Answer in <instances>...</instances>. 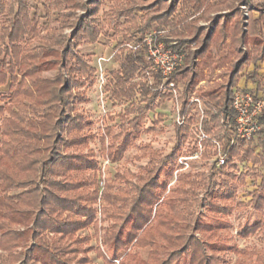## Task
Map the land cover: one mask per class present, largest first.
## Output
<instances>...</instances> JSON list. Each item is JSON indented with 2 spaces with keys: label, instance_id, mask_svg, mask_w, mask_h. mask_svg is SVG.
Returning <instances> with one entry per match:
<instances>
[{
  "label": "trees",
  "instance_id": "obj_1",
  "mask_svg": "<svg viewBox=\"0 0 264 264\" xmlns=\"http://www.w3.org/2000/svg\"><path fill=\"white\" fill-rule=\"evenodd\" d=\"M149 1L152 4L144 8ZM62 2L72 8L66 13L65 25L72 28L69 36L73 39L93 42L105 25L121 36L114 44L115 66L107 71L104 85L106 100L121 106L116 112L117 128L105 125L100 135L103 147L104 137L110 138L106 149L111 162L118 161L140 135L144 114L155 115L153 127L163 119L156 109L169 94L159 90V73L150 69L144 46L133 50L124 45L140 41L153 21L158 29L169 26V35L163 38L166 46L184 55L182 64L169 76L176 80L179 75L183 80L180 99L186 118L182 125L174 123L176 141L181 144L191 138L192 150L196 126L201 123L210 138L203 142L202 157L211 156V139H216L227 158L222 165L213 161L207 175L197 173L192 180L189 174L177 178L179 184L161 198L177 149L161 159L152 151L135 180L131 171L116 172L115 179L125 186L104 183L99 196L95 175L88 172L96 167L92 151H68L85 146L82 130L92 122L82 113L64 115L74 105L72 89L84 85L81 78L94 83L93 64L81 55L69 62L71 50L54 47L69 36L40 23L25 0H0V85L9 89L8 96L2 97L7 104L0 105V264H93L87 256L93 248L83 246L88 237L77 233L96 225L94 205L98 198L105 223L100 241L110 256L95 250L106 264L122 253L119 264H225L220 255L222 240L216 234L218 226L202 222L191 209L206 206L211 219L225 222L238 184L244 185L250 175L259 179L250 192V209L264 216V110L258 116L261 126L255 137L234 138L230 145L235 128L233 90L242 70L264 56V0H182L184 14L175 12L179 0L164 12L160 11L161 0H113V13L106 21L96 16L102 0H89L80 17H75L74 10L82 5L81 0H51L49 5ZM241 5H250L247 16ZM139 6L156 10L137 25L133 11ZM199 11L205 17L215 12L210 31L190 21ZM171 39L177 43L171 45ZM34 41L38 42L35 46ZM55 67L56 76H43ZM217 69L219 86L200 88L207 74ZM247 76L260 84L255 72ZM197 86L202 113L196 103L183 101ZM76 99L84 101L85 96L80 92ZM163 169L167 178L160 180ZM222 175L225 178L214 180ZM195 186L205 188V197L196 196ZM240 227L241 237L257 232L264 238V219ZM145 248L147 255L142 258L139 250ZM232 248L234 264H264L263 251L235 244Z\"/></svg>",
  "mask_w": 264,
  "mask_h": 264
},
{
  "label": "rangeland",
  "instance_id": "obj_2",
  "mask_svg": "<svg viewBox=\"0 0 264 264\" xmlns=\"http://www.w3.org/2000/svg\"><path fill=\"white\" fill-rule=\"evenodd\" d=\"M27 5L30 7L31 14L36 13L40 18V23H46L52 29L56 31L57 34L61 33L65 36H69L72 28L70 26H66L67 18L66 13L72 8L66 5L65 2H62L59 6H55L52 4L51 0H25ZM89 0H81L82 5L74 10L75 17H80L86 12V4ZM163 1V7L160 10L164 12L167 8L173 6L174 0H161ZM178 1V0H177ZM182 0L176 2L175 12L182 13ZM214 2V1H211ZM149 4H152L151 1L144 3V8ZM54 5V6H53ZM243 9V8H242ZM156 10L155 8H146L142 9V7H137L133 14L135 16V20L137 25L142 23V21L146 20V17L149 15L150 11ZM227 10H223L225 12ZM113 13V0H102V3L99 6L98 12L96 16L100 18V20H108ZM244 13V9H243ZM253 14V13H252ZM215 16V12H209L205 17L202 11L194 13L192 17H190V21L194 20L197 26H204L206 23L211 24V19ZM74 19V18H73ZM124 19H121L122 22ZM210 22V23H209ZM158 24L153 21L148 25V30L151 28H157ZM120 28V27H117ZM166 29H170L169 26L164 27ZM106 32V33H103ZM44 34V31L43 33ZM114 30L110 29L107 25H105L104 30L100 35H98L97 39L93 42H88L86 39L76 40L69 36L68 40H64L60 45L54 46L59 51L64 48H69L71 51L67 55V60L69 62L74 63L76 60V56H84V58L88 61V64L92 65L94 59L98 55H109L114 51V44L117 40L121 39V36L114 35ZM38 44L37 41L33 42L35 46ZM192 45V44H191ZM194 45V44H193ZM250 46H248L249 48ZM232 58L235 56L233 54ZM115 66V62L111 65L110 69ZM229 67V64L226 65ZM109 69V70H110ZM247 69V68H246ZM244 70V69H243ZM242 70V72H243ZM220 69L215 70L212 74H207L205 81L200 85V88L210 89L214 87H218L221 83L220 77H218V72ZM64 70H61L63 73L64 79H67V75L64 74ZM249 71L245 70L244 74H247ZM58 74V69L55 67L47 72L43 73V76L46 77H54ZM18 78H20L18 76ZM82 81H84V85L79 87L75 86L72 89V95L74 99V105L72 109H67L64 112L65 116H73L75 113H82L87 120H90L92 123L88 126H85L82 130V134L86 138L85 146L79 147V149L69 148L68 151H80L83 153H87L92 151V157L96 161V167L92 169L91 172L95 175L96 185L98 187L99 196L102 191V188L106 183L114 182L115 187H124L125 183L120 179H115L116 172L123 173L125 171H131L134 174L132 180H135L136 176L141 173V167L147 165L150 159V153L152 151H156L159 159L166 156L173 150L175 147L177 149V156L180 154H185L186 149L189 150L191 146V138L187 137L184 141L179 144L175 138V130H174V107L170 98L166 99L157 109L156 112H161L163 114V119L153 127V120L155 119V115L151 112L144 114L142 117V132L138 135L135 140L129 145V147L124 151L122 157L116 161L111 162L110 157L107 155V144L110 143V138L104 137L105 147L102 146V141L100 139V135L102 134V129L105 125H111L116 130V126L118 123V119L116 116V112L121 108V106H113L108 102L104 96V109L106 111L105 115H103V108L101 107V103L98 99V92L95 83L92 85L89 84L88 78L82 77ZM177 79L180 83V86L183 85V80L180 76H177ZM82 92L85 96L84 101H78L76 98L78 94ZM9 89L8 86L0 85V105L7 104V100H2V97L8 96ZM111 115L112 119H108V113ZM1 120V116H0ZM59 134H61L59 132ZM65 136V134H63ZM189 142V147L186 148V143ZM67 151V150H66ZM176 156V158H177ZM176 158L173 163L171 175L168 177V184L166 186L165 191L163 192L161 198L169 191V189H173L175 186L179 184L178 179L183 175H190V180L195 178L197 173H204L207 175L209 173L210 164L213 161H210L214 158V151L211 148V156L207 158L201 157L200 159L194 160L191 162V168L188 170H183L179 172L178 179L172 182V174L176 167ZM166 169L160 174V180L167 178ZM225 178L224 175L217 176L214 180H219V178ZM207 180V179H206ZM105 183V184H104ZM259 183V179L253 180L250 175L246 177V182L244 185L238 184L235 192V196L233 201H231L232 209L228 216H226L225 222L214 221L207 215L206 206H194L191 210L194 214L198 215L202 222H209L216 224L218 229L216 234L220 236L222 242L220 243L221 247V256L225 259V264H234L236 260V253L232 248V245L235 244L237 248H248L255 247L258 250L264 252V238L261 237L260 233H253L246 237L240 236V226L242 225H251L259 220H263L264 216L260 213L255 212L250 209V205L248 200L250 199V192L255 188V186ZM41 187V185H40ZM186 187V186H185ZM188 187V186H187ZM42 188V187H41ZM194 192L198 198L205 197V188L202 186H195ZM207 201V200H206ZM244 203V206H238V203ZM101 205L102 203L98 201L94 205L96 210L95 215V224L89 225L85 229L80 230L77 234L80 237L87 236L88 241L83 243V246L88 248L92 247L93 250L87 253L88 258L93 264H106L104 259L98 255L95 248H99L103 256H110L107 247L101 245L100 236L103 233L102 227L105 225L101 221ZM193 234V232H189L188 235ZM197 237H202L200 234H196ZM148 249H140V255L142 258H145L147 255ZM123 254V253H122ZM122 254L119 255L118 259H113L111 264H119V259L122 258Z\"/></svg>",
  "mask_w": 264,
  "mask_h": 264
},
{
  "label": "built area",
  "instance_id": "obj_3",
  "mask_svg": "<svg viewBox=\"0 0 264 264\" xmlns=\"http://www.w3.org/2000/svg\"><path fill=\"white\" fill-rule=\"evenodd\" d=\"M244 9V15L247 16V11L251 8L250 5H241ZM169 35V29L166 28H151L144 33L140 41L125 43L124 45L128 49H137L144 46L147 52L148 58L151 60L150 69L159 73V90L167 92L174 107V123L182 125L185 121V114L182 112V101L180 99L183 85L180 86L178 79H169V76L173 74L176 68L183 62V53L173 50L171 47L166 46L164 37ZM176 39H171L170 44L175 45ZM114 50L109 55H98L93 61L95 68L94 83L98 92V99L103 108V115L106 111L104 109V85L106 82V74L114 62ZM200 86V83L199 85ZM198 86L193 91H188L183 101L190 103H196L201 113L204 106L198 95ZM232 108L235 111V128L233 133V139L230 145L233 143L234 138H240L243 140H250L255 137L256 132L260 128L258 122V116L264 110V94L250 91L247 89L235 88L233 90L231 98ZM196 136L192 143L193 149L187 151L185 154H180L176 158V167L172 174V182L176 181L180 171L188 170L191 168V162L202 157L204 151V140L210 139L209 135L202 129L201 123L196 126ZM212 149L214 151V158L210 161H215L217 165L225 163L227 154L222 149L221 143L216 139H211ZM186 148L189 147V142L186 144Z\"/></svg>",
  "mask_w": 264,
  "mask_h": 264
},
{
  "label": "crops",
  "instance_id": "obj_4",
  "mask_svg": "<svg viewBox=\"0 0 264 264\" xmlns=\"http://www.w3.org/2000/svg\"><path fill=\"white\" fill-rule=\"evenodd\" d=\"M252 13L254 16H257L256 11L253 10ZM227 42H228V40H227ZM245 70L249 71L247 74L255 72L258 76V79L261 81L260 84L256 80H254V78L253 79L248 78L247 74H244ZM217 71H218V69H217ZM204 81H201L200 85ZM236 88L247 89L250 91H254L257 93H263L264 94V56L262 59H260L256 62L249 63L244 68L243 72H241V77L238 80Z\"/></svg>",
  "mask_w": 264,
  "mask_h": 264
},
{
  "label": "flooded vegetation",
  "instance_id": "obj_5",
  "mask_svg": "<svg viewBox=\"0 0 264 264\" xmlns=\"http://www.w3.org/2000/svg\"><path fill=\"white\" fill-rule=\"evenodd\" d=\"M204 26L208 31H210V24L206 23Z\"/></svg>",
  "mask_w": 264,
  "mask_h": 264
}]
</instances>
